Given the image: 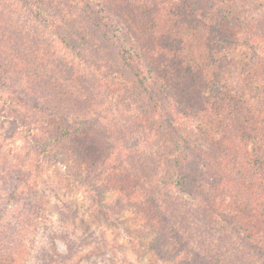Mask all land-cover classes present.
<instances>
[{
  "label": "rangeland",
  "instance_id": "rangeland-1",
  "mask_svg": "<svg viewBox=\"0 0 264 264\" xmlns=\"http://www.w3.org/2000/svg\"><path fill=\"white\" fill-rule=\"evenodd\" d=\"M104 1L115 5L117 0H101ZM132 1L140 3L142 0ZM229 3L232 17H241L238 23L242 30L227 28L218 32L234 36L235 42L220 41L217 32H212L215 29L207 27L203 29L211 31L203 32L204 35L191 45L188 44L189 38H184L185 44L192 51L189 58L197 77L204 78L205 69H209L207 64L213 61L217 71H221L224 68L222 60H227L226 73L232 79L237 80L239 71L248 69L253 72L247 80L251 84L242 88L246 94L239 97L263 128L253 134L256 139L239 130L231 119L235 112L231 108L217 110L210 103L212 86L201 79L198 90L186 93V97H182L183 103H180L183 111L191 116L183 117L188 122L202 118L206 132L195 133L192 144H170L167 147L155 134L143 133L136 119L138 115L129 110L126 112L113 93L112 81H108L111 75L107 77V71L103 73L98 63V55L102 51L114 52L106 38L102 39L98 32L93 36L77 30L76 47L68 46L28 0H0L1 250L17 251L20 264H155L151 255L140 249V242L133 236L134 231L144 230L148 214L133 203L127 205L125 201L121 205L123 190L119 191L114 186L105 188L102 194H98V209H93L91 193L82 185L74 186L75 179H86V169L79 177L71 171L68 173L62 163L55 162L28 178L25 161L36 159V154L30 150L32 142L28 125L23 120L25 113L34 122L56 109H64L72 119H86L95 123L97 128L110 126V120L115 121L116 118L119 124L131 126L130 137L119 125L112 128V133L103 126L97 133L94 130L89 132V135H95L91 138L92 143L85 139L82 141L90 147L95 144L104 150L115 137L127 145L129 150L122 163L113 162L127 173L113 178L131 183L136 181L134 178L141 181L149 179V189L159 181L154 185L158 188L156 193L161 203L157 215L164 211L163 222L180 231L190 257L195 258L202 252L210 259L213 256L217 264H264L259 254V251H264L260 249L264 247V0H229ZM121 8L118 13H124L128 19V10ZM167 9L164 19L168 24H160V35L152 36V40L155 39L159 47H178L183 38L181 44L173 41L168 38V31L177 24L182 25L181 33L184 34L186 29L189 31L185 25L186 17L172 12L175 8L170 4ZM125 17L118 19L126 31V40L134 42L138 37L142 43L146 39L144 32L127 27ZM203 17L202 13L197 19L203 20ZM56 26L69 30L66 24ZM182 61L187 65L181 57L177 64ZM201 67H205L202 68L204 70ZM165 69L163 67V72ZM206 103L208 110L203 112ZM165 130L167 134L166 127ZM163 151L165 154L162 156L160 153ZM202 160L227 166V179L222 182L228 184L225 187L239 188L237 184H241L249 189L256 185L257 200L248 199L252 209L248 220L254 226L250 224L244 229L236 219H226L216 211L211 215L215 208H212L204 189L215 188L216 185L211 187L207 173L202 174ZM187 173L196 176L191 192L181 189L172 180ZM219 191L222 193L221 187ZM175 205L179 206L170 215ZM167 224L163 226L156 221L141 235L159 247L173 237H168ZM210 259L208 261L211 262Z\"/></svg>",
  "mask_w": 264,
  "mask_h": 264
},
{
  "label": "trees",
  "instance_id": "trees-1",
  "mask_svg": "<svg viewBox=\"0 0 264 264\" xmlns=\"http://www.w3.org/2000/svg\"><path fill=\"white\" fill-rule=\"evenodd\" d=\"M28 1L37 14L42 16L47 23L53 25V28L59 32L61 40L68 46L76 47L75 34L77 30L89 32L93 36L98 32L102 39H107L110 48L114 52L102 51L103 54L98 55V63L100 68L104 70L103 73L107 71V77L111 75V79L108 81H112L113 93L116 94L117 100L120 101L126 112L129 110L138 115L136 119L139 121V126L143 128V133L145 132L146 135L155 134L167 144V147L170 144L175 146L182 143L192 144L195 133L198 131L206 132V123L202 118L198 117V119L188 122V119L186 120L183 117L191 118L190 114L183 111V105L180 103L182 97H186V93L198 90L197 87L198 84L200 85L201 79L207 85L212 86L210 103L214 104L217 110L222 111L224 108H231L235 112L231 119L238 125L239 130L246 132L250 138L254 139L256 138L252 137L253 134L262 130L263 126L260 121L253 118V112L247 106H244V102L239 97L241 94L242 96L246 94L242 88L245 84H251L247 80H249V75H253V72L245 69L243 72L239 71L237 80L232 79L226 73L228 72L227 60H222L224 62L222 67L224 68L220 69L221 71H217L213 61L210 64L208 63L209 65L207 64L209 69H205L204 78L197 77L189 58L192 51L185 44L184 38L186 40L189 38L188 44L191 45L193 41L199 40L198 38L201 37L203 32L211 31L204 30L207 27L215 29L212 32H217L220 41L235 42L237 39L234 36L230 37L218 32V30L222 31L227 28L236 31L242 30L238 23L241 17H232L233 11L230 8L229 0H180L179 2L174 0H142L140 3L132 0H117L115 5L107 1L101 2V0ZM169 4L175 8L172 9V12L180 13L183 17H186L185 25L189 31L186 29L183 34L180 32L182 25H175V28L168 31V38L180 44L183 38L181 46L159 47L158 42L155 39L152 40V36L160 35V24H168V20H165L164 17ZM122 6L126 7L130 14L128 19L124 13H118L122 10ZM200 9L205 12H199ZM101 13H103V16ZM202 13L203 20L197 19L201 17ZM120 17H125L127 27L132 30H142L146 39L142 43H140L141 40L138 37L134 42L127 41L126 31L118 19ZM57 18L61 20L57 21ZM59 24L68 25L69 30L59 29L56 26ZM70 27L73 35L70 33ZM170 56L172 58L169 61ZM180 57L184 59L187 65L183 61L177 64ZM163 67L166 68L164 72ZM202 68L205 67H201V70H204ZM165 73L168 75H165ZM178 98L180 99L178 100ZM207 104L204 105L203 112L208 110ZM212 104L211 107H213ZM216 104L225 106L216 107ZM175 106L178 107V110ZM220 114L224 116L223 112ZM241 115L243 116L241 117ZM243 117H245L244 120ZM116 119L115 121L110 120V126L103 125L105 129L112 133V128L119 125L130 137L132 134L131 126L119 124ZM23 120L28 125L27 128L31 137L30 150L33 154H36V159L28 158L25 161V167L27 166L29 171L28 178L34 177L37 172H41L44 167H48L55 162L62 163L68 173L71 171V174L76 173L79 177H82L85 173L84 169H86L88 171L86 179H75L74 186L76 184V186L82 185L91 193L94 200L91 208L96 207L95 209H98L99 192L102 194L105 188L114 186L119 191L123 190L121 205L127 201V205L133 203L142 211L147 212L148 218L144 230L134 231L133 236L140 242V249L151 255L155 264H217L212 259L213 256H211V260L201 251L195 258L190 257L186 251V245L183 244L184 240L180 231H175L174 226L170 228L166 222H163L165 221L164 211H160L157 215L161 203L158 202L159 195L156 193L158 188L154 185L159 181L152 184L153 188L151 189L148 187L149 182L147 181L149 179L141 181L140 178L138 180L134 178L136 181L133 183L124 179L115 181L113 178L115 175L127 173V170L122 171L123 167L113 165L114 161L122 163L129 150L126 147L127 145L115 137L104 150L103 147L95 144L90 147L82 141V139H85L86 142L92 143L91 138L95 135H89V132L94 130L97 133L100 127L103 126L97 128L95 123H89L86 119H72L69 114L64 113V109L62 111L56 109L54 113H48L46 117L34 122L25 113ZM190 123L191 125H189ZM165 127L168 131L167 134L164 133L166 132ZM202 152H205V150L202 149ZM164 154L165 151L160 153L162 156ZM201 165L202 174L207 173L209 177L208 184L211 187L216 185L215 188L204 189L205 192L207 191V198L211 200L212 208H215L211 215L216 211L226 219H236L244 229L249 228L250 224L254 226L248 220L249 213L252 210L248 204V199L257 200L256 185L249 189L241 184H237L239 188L225 187L224 185L228 184H222V182H226L227 179L225 177L229 172L227 166H224L223 163L213 165L207 160H202ZM5 170L2 171L6 172ZM195 177L190 176L188 173L179 174L177 178L172 180L181 189L190 190L189 192H191L196 183ZM220 187L222 193L219 191ZM250 195H253V197H249ZM117 205L120 206V204ZM178 206H172L174 209L170 211V215L174 214V210ZM102 210L104 211V208ZM156 221L160 224L163 223V226L167 224L168 237L173 236L169 237V241L159 247H156L154 242L146 241V238L141 235V233L149 230ZM173 231L175 232L173 233ZM253 232L255 231L253 230ZM257 233L259 234V232ZM8 241L10 242V240ZM260 249L264 250V247ZM207 250L211 252L210 249H203L206 252ZM0 252V264H20L19 253L14 249L11 251L1 250L0 246ZM259 254L264 260V251H259ZM209 259L211 262L208 261Z\"/></svg>",
  "mask_w": 264,
  "mask_h": 264
}]
</instances>
